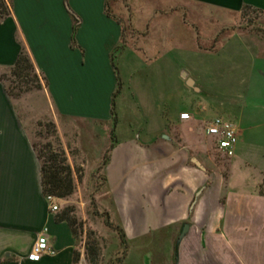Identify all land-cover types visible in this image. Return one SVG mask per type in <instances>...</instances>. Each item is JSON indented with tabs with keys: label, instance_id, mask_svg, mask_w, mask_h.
<instances>
[{
	"label": "crops",
	"instance_id": "obj_1",
	"mask_svg": "<svg viewBox=\"0 0 264 264\" xmlns=\"http://www.w3.org/2000/svg\"><path fill=\"white\" fill-rule=\"evenodd\" d=\"M6 1L0 66L28 52L46 78L57 127L87 123L97 150H111L103 188L129 239L166 232L175 247L189 223L179 264H264V167L256 163L264 153V42L223 17L245 5L264 12V0H173L143 26L129 16L130 31L127 20L106 14V0ZM73 13L81 22L74 47ZM218 116L238 130L233 156L207 134ZM58 214L0 84V264H73L76 239ZM44 227L57 254L31 260Z\"/></svg>",
	"mask_w": 264,
	"mask_h": 264
},
{
	"label": "rangeland",
	"instance_id": "obj_2",
	"mask_svg": "<svg viewBox=\"0 0 264 264\" xmlns=\"http://www.w3.org/2000/svg\"><path fill=\"white\" fill-rule=\"evenodd\" d=\"M172 1L111 0L110 11L127 20L125 30L130 31L129 16L138 19L140 22L138 24L143 26L141 19L148 18L153 13H166ZM223 17L230 20L243 35L254 36L255 40L259 38L260 42H264L263 11L246 9L239 15L234 13ZM208 23L210 26V22ZM213 27H209L208 30L203 27L204 34L214 30ZM122 48L116 47L112 52L116 65V57ZM37 72L41 78V87H33L11 97L37 152L44 154L50 149L64 150L67 162L72 166L75 190L67 198L58 200V213L72 222L76 231V251L79 255L75 264H175V247L174 244L168 245L166 235L163 237L166 232H150L132 239H129L125 232L126 239L123 241L121 235L114 229L116 225H120L114 218L109 196L103 188L105 171L101 165L106 153L97 150L98 145L92 144V129L87 123L79 122L78 125H73L64 121L60 124V129L57 127L47 83L43 73L38 70ZM0 77L5 78L0 81L3 87L12 84L10 66H0ZM13 85L15 92L25 88L19 87L20 84L17 82ZM73 126L79 130L72 132ZM103 143L104 135L101 136L99 146L102 147ZM256 163L259 167H264L263 151L260 152V156L258 155Z\"/></svg>",
	"mask_w": 264,
	"mask_h": 264
},
{
	"label": "trees",
	"instance_id": "obj_3",
	"mask_svg": "<svg viewBox=\"0 0 264 264\" xmlns=\"http://www.w3.org/2000/svg\"><path fill=\"white\" fill-rule=\"evenodd\" d=\"M110 1L106 0L105 4V11L106 14L110 17L114 18V15L110 11ZM246 9H252L256 11H261L258 8H254L250 5H245L244 10ZM9 6L7 4L6 0H0V20L6 17L9 14ZM73 16L75 17L76 21L73 27V33H72V45L73 47L76 46V32L80 25V18L73 13ZM115 71L117 73L118 77V88L115 90L113 94V114L116 117V108H115V98L117 94L119 93L120 87H121V80L120 76L118 75V68L116 64L114 63ZM10 77L12 78L11 83L9 86H5L7 93L10 96L19 95L22 92L29 91L33 87L39 88L42 86L41 84V78L39 73L36 70V67L34 65L33 60L31 59L28 52H26L24 49L21 50L19 53L17 60L15 63L10 66ZM5 78L0 77V81H3ZM44 79L46 81V78L44 76ZM14 82H17L20 84L19 87H25L23 89H19L18 92H15V85H13ZM35 147V145H34ZM36 150V147H35ZM110 149L107 150L101 167H105L106 164L109 161L110 158ZM37 152V150H36ZM37 155L41 161V179H42V187L43 192L45 195H53L57 197L58 199H64L70 196L74 190H75V180H74V174L72 166L67 162V156L64 152V150H57L54 151L53 149H50L48 152L46 151L44 154L37 152ZM259 192L264 195V181L261 183ZM59 220H66L64 215L58 214ZM72 228L73 235L76 239V231L73 227L72 222L68 221ZM112 222L109 221V224ZM114 229L121 235L123 241H125V231L122 227L116 225ZM78 252L75 251L74 255V262L75 264L78 260Z\"/></svg>",
	"mask_w": 264,
	"mask_h": 264
},
{
	"label": "built area",
	"instance_id": "obj_4",
	"mask_svg": "<svg viewBox=\"0 0 264 264\" xmlns=\"http://www.w3.org/2000/svg\"><path fill=\"white\" fill-rule=\"evenodd\" d=\"M183 118H188L189 114H182ZM207 134L218 137V148L226 155L233 156L235 154V148L239 139V133L236 126L229 120H226L220 116L215 117L212 122L207 126ZM46 199L49 203L52 211L59 210L58 198L49 194L46 195ZM57 250L53 245L52 238L48 227H44L38 235L35 242L30 259L36 260L46 255H55Z\"/></svg>",
	"mask_w": 264,
	"mask_h": 264
},
{
	"label": "water",
	"instance_id": "obj_5",
	"mask_svg": "<svg viewBox=\"0 0 264 264\" xmlns=\"http://www.w3.org/2000/svg\"><path fill=\"white\" fill-rule=\"evenodd\" d=\"M190 224L189 223H185L182 227V230L179 234V237L176 241V245H175V264H179V248H180V244L182 242V240L184 239V237L186 236L188 230H189Z\"/></svg>",
	"mask_w": 264,
	"mask_h": 264
}]
</instances>
